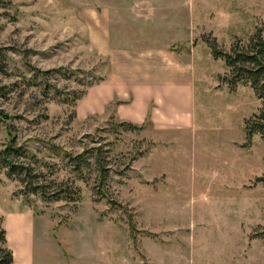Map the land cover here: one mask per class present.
Listing matches in <instances>:
<instances>
[{"label":"rangeland","instance_id":"obj_1","mask_svg":"<svg viewBox=\"0 0 264 264\" xmlns=\"http://www.w3.org/2000/svg\"><path fill=\"white\" fill-rule=\"evenodd\" d=\"M256 30L264 35V0L0 3V151L11 123L38 161L23 159L38 175L32 187L0 162V226L33 213L34 264H264V140L245 132L261 100L222 81L228 69L210 47L229 51ZM179 64L193 73L196 130L78 116L92 84ZM87 150L77 180L65 154Z\"/></svg>","mask_w":264,"mask_h":264},{"label":"crops","instance_id":"obj_2","mask_svg":"<svg viewBox=\"0 0 264 264\" xmlns=\"http://www.w3.org/2000/svg\"><path fill=\"white\" fill-rule=\"evenodd\" d=\"M174 68L149 70L142 78H116L92 84L78 103V116L85 118L111 112L120 121L138 125L149 120L158 132L194 131L198 122L193 73L180 64ZM4 228L7 245L13 253V264H34L33 213H8L4 217Z\"/></svg>","mask_w":264,"mask_h":264},{"label":"trees","instance_id":"obj_3","mask_svg":"<svg viewBox=\"0 0 264 264\" xmlns=\"http://www.w3.org/2000/svg\"><path fill=\"white\" fill-rule=\"evenodd\" d=\"M0 3H3V0H0ZM210 47L213 58L222 60L226 69H228V74L221 77L222 81L227 83L232 90H235L239 85L249 86L257 98L261 100L259 109L245 120V132L247 140H251L255 135H259L264 140V35L261 30H256L248 40L244 42L237 40L229 51L218 49L215 43H210ZM0 71L5 74L7 73L6 63L2 62V60H0ZM7 89L8 86L0 84V97L6 96ZM5 118L9 119L10 117L6 115ZM146 123L151 122L148 120ZM146 123L138 125L119 120L121 126H125L131 130L144 128ZM8 127V133L11 135V138L5 148L0 151V162L3 167L7 168L10 176H19L26 185L32 187L34 186V179L38 175L34 172L32 163L25 162L23 159H32L33 163H37L38 161L32 151L18 144L17 132H15L13 125L10 123ZM90 153L91 151L87 150L75 156L69 153L65 154L72 163L73 171L77 177L75 179H83L81 176L83 170L86 171L90 168L88 158ZM94 155L97 163L99 183H102L106 179V165L98 149H96ZM259 181L264 184V175L260 177ZM75 188L68 193V196L72 198L71 201H79L81 199L80 187ZM36 189L41 192L44 191L43 185L36 187ZM13 263V253L7 245L6 229L0 226V264Z\"/></svg>","mask_w":264,"mask_h":264}]
</instances>
